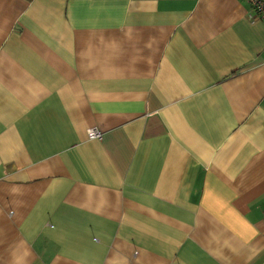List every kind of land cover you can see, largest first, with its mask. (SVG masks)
I'll return each instance as SVG.
<instances>
[{
    "label": "crops",
    "instance_id": "obj_1",
    "mask_svg": "<svg viewBox=\"0 0 264 264\" xmlns=\"http://www.w3.org/2000/svg\"><path fill=\"white\" fill-rule=\"evenodd\" d=\"M250 13L0 0V264H264Z\"/></svg>",
    "mask_w": 264,
    "mask_h": 264
},
{
    "label": "built area",
    "instance_id": "obj_2",
    "mask_svg": "<svg viewBox=\"0 0 264 264\" xmlns=\"http://www.w3.org/2000/svg\"><path fill=\"white\" fill-rule=\"evenodd\" d=\"M251 6V13L249 17L254 20H259L264 23V0H246ZM87 137L89 139H98L102 138V132L95 128L90 127L87 129Z\"/></svg>",
    "mask_w": 264,
    "mask_h": 264
},
{
    "label": "trees",
    "instance_id": "obj_3",
    "mask_svg": "<svg viewBox=\"0 0 264 264\" xmlns=\"http://www.w3.org/2000/svg\"><path fill=\"white\" fill-rule=\"evenodd\" d=\"M249 3V2H248ZM250 5V4H249Z\"/></svg>",
    "mask_w": 264,
    "mask_h": 264
}]
</instances>
